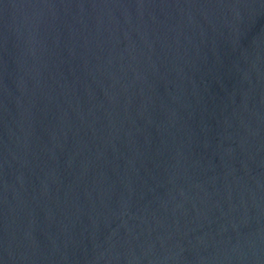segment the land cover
Instances as JSON below:
<instances>
[{"label":"water","instance_id":"1","mask_svg":"<svg viewBox=\"0 0 264 264\" xmlns=\"http://www.w3.org/2000/svg\"><path fill=\"white\" fill-rule=\"evenodd\" d=\"M0 264H264V0H0Z\"/></svg>","mask_w":264,"mask_h":264}]
</instances>
